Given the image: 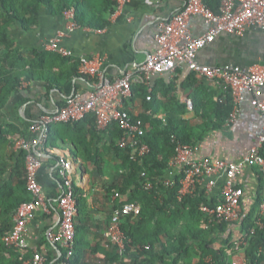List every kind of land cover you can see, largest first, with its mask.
Returning a JSON list of instances; mask_svg holds the SVG:
<instances>
[{
	"label": "trees",
	"instance_id": "1",
	"mask_svg": "<svg viewBox=\"0 0 264 264\" xmlns=\"http://www.w3.org/2000/svg\"><path fill=\"white\" fill-rule=\"evenodd\" d=\"M222 1L205 0L215 12L220 11ZM116 6L115 0H0V49L5 53V57L0 58V108L5 104L9 93L20 87L22 78L32 79L37 75L36 59L39 58L40 61L47 56V52L35 50L32 52L35 55L34 61L28 62L17 51L16 43L9 38L8 30L11 26L18 24L25 30H32L38 26L44 9L57 15L74 8L75 20L79 26L104 28L108 25V18L115 12ZM55 53L60 58L69 57ZM12 59L17 62H11ZM5 63H9L10 67L4 68ZM182 73V70H178L174 78H159L155 83L152 82L151 100L147 99L149 87L146 84H133L130 99L142 101L144 110L138 115L126 110L134 120L143 121V139L151 148L144 156H133L131 147L121 146L123 130L117 123H112L104 130L98 129L94 114H89L80 121L52 125V129L56 125H66L74 131L87 126V140L101 138V141L108 142L107 150L113 152L120 160L122 182L113 183L106 189L107 198L113 204L109 224L114 211L122 206L119 199L114 200L116 193H120L126 202L141 205V213L138 216L124 217L121 222L127 237L124 255L120 254L116 245L105 240L104 233L101 235L102 244L98 243L97 249H102L107 254L110 263L123 264L124 259L128 257L134 264H231L237 241L230 231L232 224L211 219L201 209L205 205L215 206L219 200L208 195L203 185L194 193L180 198L181 179L184 175H175L172 177V183H167V180L170 178V162L177 154L178 145H198L211 128L215 116L220 117L218 126L226 124L234 109V98L231 90L224 89L222 85L208 83L203 78L202 83L197 84L200 78L195 73H190L181 81ZM79 74L91 79L90 76ZM47 79L51 85L62 87L57 75H50ZM10 80L12 84L5 88ZM209 84L210 86H207ZM179 86L187 87L192 92L188 99L193 101L195 117L199 118L201 123L194 124L185 118L191 110L188 103L179 97ZM205 87H208V90ZM160 114H164V118H160ZM14 132L12 125L2 128L0 145L9 143ZM23 136L30 137L28 128ZM100 147L96 145V149L86 148L92 158H96L98 167L102 165L99 164V158L102 157ZM18 150V184H14L13 176L9 179L4 177L6 165L0 170V264H24L31 256L28 249L9 248L4 241V237L13 228L18 207L33 199V194L26 187L27 154L24 150ZM76 196L80 213L76 225L75 254L70 264H87L86 247L93 246L91 247L85 237L88 221L87 213L83 209L85 197L77 187ZM260 202L261 196L257 205L250 211L244 210L245 216L236 223L240 227V239L245 237L247 241L243 245L247 264H264V228L258 225ZM79 236L81 237L78 238ZM148 246L150 248H147ZM61 262L69 264L65 249Z\"/></svg>",
	"mask_w": 264,
	"mask_h": 264
},
{
	"label": "crops",
	"instance_id": "2",
	"mask_svg": "<svg viewBox=\"0 0 264 264\" xmlns=\"http://www.w3.org/2000/svg\"><path fill=\"white\" fill-rule=\"evenodd\" d=\"M187 1L163 0L161 4H157L153 0H132L122 10L109 16L106 27L79 26L63 38L61 45L72 52L67 58L57 56L56 51L48 48V44L59 31L65 30L74 20L69 11L56 15L44 9L38 26L32 30H25L18 24L11 26L8 30L9 38L16 43L17 51L28 62L34 61L35 55L32 52L35 50L45 51L47 56L40 61L39 58L36 59L37 75L32 79L22 78L20 87L9 93L5 104L0 108V131L9 125L15 130L12 140L3 146L0 145V170L7 166L4 177L9 179L13 176L14 184H18L20 177L16 168L20 152L16 142L24 137L32 122L43 114L64 106L70 96L78 94L87 97L93 89L92 78L86 79L79 74L81 57L104 56L106 59L104 68L112 79L137 71L147 57L157 50L155 37L161 24L177 14ZM191 29L194 36H199L207 31L208 26L202 17L194 16ZM3 57L5 53L0 49V58ZM198 60L207 65L239 64L245 68L256 64L264 66V30L251 27L243 36L224 33L199 53ZM11 62L17 61L12 59ZM9 63H5L3 67L9 68ZM183 73L181 81L186 79ZM174 74L155 75L152 82L155 83L159 78L165 80L174 78ZM50 75L52 77L57 75L62 87L51 85L47 79ZM198 82L197 84L202 83V78ZM10 84L11 80L5 88ZM205 89L208 90V87ZM191 93L187 87L179 86L178 94L182 101H186ZM250 99L251 95L246 94L240 105L238 120L230 126L225 123L218 126L220 117L215 116L211 128L198 144L195 159L210 158L237 162L257 144L262 133L263 121L259 112L251 105ZM125 108L136 115L144 110L142 101L138 99H128ZM159 117L164 118V114H160ZM185 118L194 124L201 123V120L195 117L194 111L187 113ZM87 129L85 125L75 131L66 125H56L52 129L49 141L40 150L43 166L39 173V181L43 186L47 208L38 207L36 217L28 225L26 249L31 256L25 261L26 264L33 258L35 252L43 254L44 264H62L64 249L50 240V233L60 229L59 199L63 192V181L59 173V154H65L73 160L75 184L85 197L83 209L88 217L85 237L91 247L93 246L86 247L87 264H117L110 263L107 254L102 249H97V245L102 244L101 235L109 224L113 209L112 202L107 198L106 189L113 183L122 182L120 160L113 152L107 150L108 142L101 141V138L87 140L85 132ZM96 145L101 146L100 167L95 163L96 158H92L86 149L87 147L96 149ZM222 182L223 179H220L211 194L219 201ZM237 183L245 192L244 210L246 212L252 210L262 195L261 172L257 167L246 166L238 176ZM230 231L237 241L240 240V227L236 223L232 224ZM82 248L85 249V246L82 245ZM231 264H247L243 249L235 250Z\"/></svg>",
	"mask_w": 264,
	"mask_h": 264
},
{
	"label": "built area",
	"instance_id": "3",
	"mask_svg": "<svg viewBox=\"0 0 264 264\" xmlns=\"http://www.w3.org/2000/svg\"><path fill=\"white\" fill-rule=\"evenodd\" d=\"M119 12L132 0H115ZM161 4L163 0H153ZM74 18L65 30L59 31L48 48L62 56H71L72 52L61 45L63 38L76 30L79 25L75 20V10H68ZM194 16H200L208 26L205 33L194 36L191 22ZM251 27L264 30V0H223L220 11L215 12L205 0H188L185 6L169 21L161 24L156 34L157 50L150 54L137 71L129 72L122 77L112 79L106 72L104 56H83L79 61V72L92 78L93 89L87 97L72 95L61 108L43 114L38 120L28 126L30 137H23L16 142L17 149L26 151L27 182L26 187L33 194V199L22 203L16 210L14 225L4 241L9 248H27V232L29 223L36 217L37 208H47L43 186L39 181V173L43 166L40 150L49 141L52 125L62 122H76L94 114L97 128L107 129L112 123H117L123 130L120 140L122 147H131L133 156H144L151 151L143 139L145 128L143 121L134 120L125 108V102L132 96L134 83H144L149 87L148 100H151L152 78L158 74H174L178 70H186L183 76L187 78L195 73L211 84L222 85L230 89L234 98V109L230 113L226 125L234 124L240 115L241 103L245 95H251V105L259 112L263 128L258 142L248 153L237 162L221 159H195L198 145L179 144L177 154L170 162L167 183H172V177L183 174L181 179L180 198L194 193L199 186H205L211 195L220 179H223L221 199L215 206L205 205L201 209L211 219L220 222L237 223L245 216L243 208L244 189L237 183L238 176L246 166H254L263 176V189L259 208L258 225L264 228V66L253 65L242 67L239 64L207 65L198 60L199 53L208 45L214 43L224 33L243 36ZM189 109L193 111L194 104L186 99ZM59 173L63 181V192L59 199L60 229L50 233L52 243L60 245L67 252L70 260L75 254L76 225L78 217V201L74 179L73 160L65 154H59ZM123 172V171H122ZM120 200L122 206L116 209L110 224L104 232L107 242L118 247L121 255L126 252L127 237L121 227L124 217L138 216L141 205L126 202L120 193L114 195V200ZM255 230L253 229L252 233ZM245 237L236 242L235 250L244 249ZM147 248H150L149 246ZM45 258L40 252H35L27 264H44ZM26 264V263H24ZM123 264H134L128 257Z\"/></svg>",
	"mask_w": 264,
	"mask_h": 264
},
{
	"label": "rangeland",
	"instance_id": "4",
	"mask_svg": "<svg viewBox=\"0 0 264 264\" xmlns=\"http://www.w3.org/2000/svg\"><path fill=\"white\" fill-rule=\"evenodd\" d=\"M59 144V143H58ZM81 236H79L78 238H80Z\"/></svg>",
	"mask_w": 264,
	"mask_h": 264
},
{
	"label": "water",
	"instance_id": "5",
	"mask_svg": "<svg viewBox=\"0 0 264 264\" xmlns=\"http://www.w3.org/2000/svg\"><path fill=\"white\" fill-rule=\"evenodd\" d=\"M78 215H79V212H78Z\"/></svg>",
	"mask_w": 264,
	"mask_h": 264
}]
</instances>
